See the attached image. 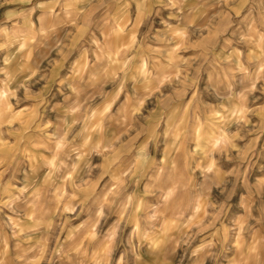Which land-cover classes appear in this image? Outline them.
<instances>
[{
    "label": "clouds",
    "instance_id": "1",
    "mask_svg": "<svg viewBox=\"0 0 264 264\" xmlns=\"http://www.w3.org/2000/svg\"><path fill=\"white\" fill-rule=\"evenodd\" d=\"M0 264H264V0H0Z\"/></svg>",
    "mask_w": 264,
    "mask_h": 264
}]
</instances>
